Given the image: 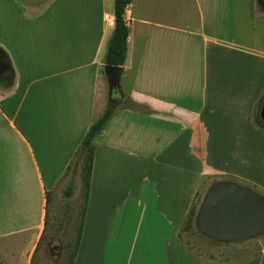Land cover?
<instances>
[{
	"label": "crops",
	"instance_id": "obj_1",
	"mask_svg": "<svg viewBox=\"0 0 264 264\" xmlns=\"http://www.w3.org/2000/svg\"><path fill=\"white\" fill-rule=\"evenodd\" d=\"M104 15L114 0H0V264L32 263L46 191L108 105ZM124 18L122 92L148 110L95 137L73 264H264L180 236L205 183L264 191V0H131Z\"/></svg>",
	"mask_w": 264,
	"mask_h": 264
},
{
	"label": "rangeland",
	"instance_id": "obj_2",
	"mask_svg": "<svg viewBox=\"0 0 264 264\" xmlns=\"http://www.w3.org/2000/svg\"><path fill=\"white\" fill-rule=\"evenodd\" d=\"M106 97L108 103V93ZM252 116L258 120L255 113ZM82 180V160H79L75 164L72 163L71 168L68 169L64 176L50 188L52 192L49 203V215L54 217L53 226L47 229V232L45 230L46 234H44L40 243L39 250L33 255L31 264H66V250H64V243L68 234H70L71 237H74L77 231L82 205V196L80 194L83 183ZM213 182L214 181L207 182L202 186L199 199L196 202L197 208H199L206 190ZM246 186L249 187L250 184H247ZM70 190L71 195L68 196L67 192ZM194 226L195 233L190 234L183 231L182 236H184L192 246L202 253L220 258L225 257L235 260H244L260 248L264 247V231L257 236L249 238L222 241L203 234L195 224ZM49 233H51L52 236L46 237ZM24 247L25 246L22 245L21 249Z\"/></svg>",
	"mask_w": 264,
	"mask_h": 264
},
{
	"label": "water",
	"instance_id": "obj_3",
	"mask_svg": "<svg viewBox=\"0 0 264 264\" xmlns=\"http://www.w3.org/2000/svg\"><path fill=\"white\" fill-rule=\"evenodd\" d=\"M100 70L107 83L109 104L114 93L123 94L124 67L104 64ZM194 224L203 234L222 241L257 236L264 231V195L233 180L215 181L202 198Z\"/></svg>",
	"mask_w": 264,
	"mask_h": 264
},
{
	"label": "trees",
	"instance_id": "obj_4",
	"mask_svg": "<svg viewBox=\"0 0 264 264\" xmlns=\"http://www.w3.org/2000/svg\"><path fill=\"white\" fill-rule=\"evenodd\" d=\"M130 1L131 0H114L115 22L111 36L108 41L107 51L104 57V64L114 65V66H122L124 64L126 58V52H127V38L129 32L128 25L124 18V13L128 5L130 4ZM113 98H115V100L113 102H110L106 106L103 113L90 125L89 129L87 130L86 134L84 135L81 141V144L79 145V147L75 152V159L72 162L73 164H75L77 163V161L82 160L83 183L81 186V193H80L82 196V205L78 219L79 221L77 225V231L74 237H71V235L68 234L67 239L65 240L64 243V250H66V254H65L66 264H73V260L81 237V229L84 219L85 205L88 197V188H89L91 164L94 153L95 137L103 130L105 125L108 123V121L110 120V118L118 108H130L143 112H146L148 110L146 106L135 102L124 93L123 94L115 93L113 94ZM71 164L68 166V169L71 167ZM249 187L264 195V191L257 188L256 185L250 184ZM67 195L68 196L71 195V190L67 192ZM50 200H51V192L46 191V213L44 218V228L40 236V239L36 245V248L34 250V254L39 250V246L44 237V234H46V232L48 231L47 229L53 226L54 217L49 215ZM196 210H197V206H196V202H194L191 205L185 217L184 223L181 227L180 236H181V232L183 231L190 234L195 233L194 218L196 215ZM51 236H52L51 233L46 235V237H51Z\"/></svg>",
	"mask_w": 264,
	"mask_h": 264
},
{
	"label": "built area",
	"instance_id": "obj_5",
	"mask_svg": "<svg viewBox=\"0 0 264 264\" xmlns=\"http://www.w3.org/2000/svg\"><path fill=\"white\" fill-rule=\"evenodd\" d=\"M104 19L111 25H114V18L108 16V15H104Z\"/></svg>",
	"mask_w": 264,
	"mask_h": 264
},
{
	"label": "flooded vegetation",
	"instance_id": "obj_6",
	"mask_svg": "<svg viewBox=\"0 0 264 264\" xmlns=\"http://www.w3.org/2000/svg\"><path fill=\"white\" fill-rule=\"evenodd\" d=\"M114 94H115V93H114ZM114 100H115V98L112 99V102H113ZM258 115H259V118H260L262 121H264V112L261 111V108H260V111H259Z\"/></svg>",
	"mask_w": 264,
	"mask_h": 264
}]
</instances>
